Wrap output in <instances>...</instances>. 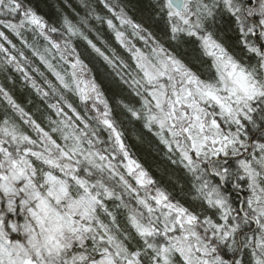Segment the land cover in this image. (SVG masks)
I'll return each instance as SVG.
<instances>
[{
  "label": "snow or ice",
  "instance_id": "obj_1",
  "mask_svg": "<svg viewBox=\"0 0 264 264\" xmlns=\"http://www.w3.org/2000/svg\"><path fill=\"white\" fill-rule=\"evenodd\" d=\"M104 7L121 28H131L126 34L106 20L128 60L88 39L81 27L87 18L73 23L65 16L58 28L30 0H0V27L21 37L59 85L44 81L59 96L49 105L58 119L45 117L46 125L0 85V264H264V0H155L165 22L160 39L123 8L109 0ZM224 16L243 55L216 38ZM24 32L33 33V43ZM75 37L87 41L126 93L115 107ZM0 38L15 51L0 43L4 64L47 98L24 66L25 52L4 31ZM183 38L207 58L203 73L165 47ZM64 91L79 99L84 115ZM117 114L141 122L184 170L192 190L186 203L130 158Z\"/></svg>",
  "mask_w": 264,
  "mask_h": 264
},
{
  "label": "trees",
  "instance_id": "obj_2",
  "mask_svg": "<svg viewBox=\"0 0 264 264\" xmlns=\"http://www.w3.org/2000/svg\"><path fill=\"white\" fill-rule=\"evenodd\" d=\"M31 6L42 16L50 25L60 27L63 18L66 16L73 23H78L81 18H87L89 24L87 27L81 26L84 34L96 43L102 50L115 49L117 55L128 60L129 54L116 41L114 33L108 28L106 24L107 19H114L113 14L104 7V0H30ZM109 3L116 7V11L123 8L135 23L141 24L145 29L151 32L158 39L162 38L165 31V22L156 16L153 8L155 0H109ZM101 16L105 22L97 21L95 16ZM114 23L119 25L118 21L114 19ZM216 34L221 38L223 44L237 55H243V52L238 45V32L235 25L227 16L219 18L214 28ZM0 31H4L8 40L16 45V49L25 52L28 57L29 64L24 65L29 75L32 76L38 86L43 87L45 91L49 92L47 98L38 94L32 88L31 83L25 81L23 75L16 71L14 66L5 65L4 57L0 54V85H3L6 90L13 96L26 112L33 115L38 122L47 124L45 117L52 116L53 119H58L54 115V110L49 108L50 104L57 103L59 96L52 93L51 89L44 84L45 79L50 81L53 85L58 82L52 73L34 57L31 51L25 47L21 42V37L15 36L11 31L0 27ZM130 31L127 30L126 34ZM23 38L27 39L29 43H33V33L24 32ZM54 39L60 37L53 35ZM132 39L131 37H129ZM218 39V38H217ZM219 40V39H218ZM38 45L41 50L44 46V41L38 39ZM0 43L5 47H12L3 38H0ZM73 43L77 50L81 53V58L84 59L88 68L91 70V76L95 78L100 90L108 99L110 105L115 107L117 101L125 99L126 93L121 86L113 78L112 69L98 57L87 44V41L82 37L73 38ZM133 43L143 45V42L133 39ZM165 47L177 58L183 59L186 65L191 66L198 74L203 73L207 67V58H205L199 45L187 38H183L179 42H167ZM15 54V51H13ZM23 63V61H22ZM53 63H56L53 61ZM58 70H59V66ZM34 68H39L44 75L40 76L33 71ZM62 95L69 103L73 105L84 115V106L79 99L71 93L66 91ZM5 102L0 97V110L4 107ZM67 110V109H66ZM89 116L91 113L88 114ZM119 121V130L122 133V138L126 149L129 152L130 158L137 161L149 176L157 182V186L167 190L176 199L181 202H187V198L192 196V190L189 186L190 178L186 175L184 170L170 162L169 154L164 146L159 142L158 138L150 133L147 129L142 127L141 122H129L123 119L119 114L116 116ZM101 138L107 139V132H101ZM126 163V161H125ZM246 188V187H245ZM243 194L247 193L244 189ZM254 226V225H253Z\"/></svg>",
  "mask_w": 264,
  "mask_h": 264
},
{
  "label": "rangeland",
  "instance_id": "obj_3",
  "mask_svg": "<svg viewBox=\"0 0 264 264\" xmlns=\"http://www.w3.org/2000/svg\"><path fill=\"white\" fill-rule=\"evenodd\" d=\"M117 27L118 28H120V30H123V31H127V30H129L130 32H131V28H127V29H124V28H121V26L120 25H117ZM213 31H214V33H215V35H216V38H218L221 42H223L222 40H221V38L216 34V32H215V30L213 29ZM129 32V33H130ZM224 43V42H223ZM137 47H143V45H138ZM177 58V57H176ZM245 191H247V193H245V194H243V192L241 191V192H239L238 194H239V196H240V199L242 200V199H244L245 198V196L246 195H248L249 194V192H248V189L247 188H243Z\"/></svg>",
  "mask_w": 264,
  "mask_h": 264
},
{
  "label": "flooded vegetation",
  "instance_id": "obj_4",
  "mask_svg": "<svg viewBox=\"0 0 264 264\" xmlns=\"http://www.w3.org/2000/svg\"><path fill=\"white\" fill-rule=\"evenodd\" d=\"M170 52V51H169ZM171 53V52H170ZM172 54V53H171ZM173 55V54H172ZM177 59H179V58H177ZM183 63H185V61H183V59H180ZM189 68H191V70L193 71V72H196L191 66H189V65H187ZM197 73V72H196ZM198 74V73H197ZM234 192H235V190H233Z\"/></svg>",
  "mask_w": 264,
  "mask_h": 264
}]
</instances>
